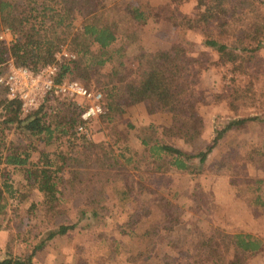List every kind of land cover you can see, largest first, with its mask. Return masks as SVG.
<instances>
[{"label": "trees", "instance_id": "trees-1", "mask_svg": "<svg viewBox=\"0 0 264 264\" xmlns=\"http://www.w3.org/2000/svg\"><path fill=\"white\" fill-rule=\"evenodd\" d=\"M196 8L193 16L178 17L162 7L157 11L171 28L199 32L202 48L199 56L203 64L190 57L188 50L180 45L145 54L129 71L123 63L124 45L115 46L120 41L117 22L114 16L108 17L106 0H22L19 4L0 0V35L5 30L12 38L7 42L0 36V76L10 65L32 72L55 65V82L77 80L87 87L93 76H98V84L99 78H103L104 83L100 85L105 112L97 119L106 128L112 126L110 133L114 136V125L122 121L129 107L144 104L147 114L170 115L169 124L160 127V138L142 140V149L131 151L125 136L116 134L113 142H94L78 132L80 120L73 102L55 100L61 103L60 107L52 109L47 106L48 102L22 115L19 104L9 101L0 86V231L6 227L8 207L12 203L17 210L39 211L40 224L45 223L49 228L45 238L29 254L6 251L0 257V264H34V255L46 243L69 236L86 219L88 224L84 223L81 228L91 226L104 208L105 184H112L111 191L118 203L131 201L129 188L123 182L130 172H193L205 163L227 132L256 120L252 116L231 119L214 131V138L207 144L202 138L203 122L197 113L203 98L198 99L193 92V81L204 63L211 67L223 66L231 75L232 85L227 96L230 109L238 111L255 96V85L260 78V72L255 70L256 54L264 47L263 2L196 0ZM118 9L114 6V10ZM124 11L140 24L147 20L144 12L135 6ZM76 19L80 20L78 25L74 24ZM63 49L76 58L59 56ZM212 54L216 55V61H210ZM107 65L108 71L100 74ZM240 76L245 81L239 86L236 79ZM49 108L51 114H48ZM8 132L18 138V145L5 147ZM172 138L181 140L193 153L165 142ZM57 140H63L64 151L50 152L35 147L38 142L47 147ZM12 173L21 176L29 194L15 187L9 178ZM72 192L78 194L82 207L88 209L80 210L77 223L68 220L66 212ZM30 194L37 200L31 199ZM133 224L127 220L120 227ZM229 238L234 250L238 248L242 252L252 253L260 245L249 235L236 234Z\"/></svg>", "mask_w": 264, "mask_h": 264}, {"label": "rangeland", "instance_id": "rangeland-1", "mask_svg": "<svg viewBox=\"0 0 264 264\" xmlns=\"http://www.w3.org/2000/svg\"><path fill=\"white\" fill-rule=\"evenodd\" d=\"M19 4L22 0H5ZM264 4V0H261ZM108 17L114 16L120 41L124 45L123 63L132 71L147 53L171 50L182 46L193 59L199 56L201 35L193 30L171 28L158 8L179 16H193L197 12L196 0H106ZM114 6L119 8L114 10ZM135 6L144 12V24L134 21L125 9ZM76 19L75 25H78ZM5 30L0 36L9 42L12 38ZM65 49V48H64ZM62 51H66V50ZM67 52V51H66ZM75 55V54H74ZM255 70L259 73L254 89L255 96L246 101L238 111L227 105L230 73L227 67L209 66L204 63L193 83V92L203 101L197 113L203 122L202 138L210 144L214 131L234 118L255 117L243 128L233 129L221 138L207 160L193 172L149 173L132 171L124 179L131 193V201L120 204L111 191L112 184H105V205L91 226L81 228V223L69 236L46 243L33 257L34 264H264V47L256 54ZM216 61V55L210 56ZM104 66L101 73H106ZM252 71V70H251ZM92 77L87 87L102 93L103 78ZM245 81L243 76L236 83ZM84 84V83H83ZM59 101L47 106L60 107ZM50 109V108H49ZM51 114V109L48 110ZM170 122L165 113L147 114L144 104L126 109L122 121L114 125L116 134L125 136L131 151L142 149L141 141L160 138V127ZM110 127L99 119L91 121L82 133L94 142H113L116 137ZM5 147L18 145V138L5 133ZM167 144L186 153L193 150L181 140H165ZM124 143H117V145ZM119 145V146H120ZM37 149L65 150L63 140L47 147L38 142ZM194 165L196 161H193ZM15 187L28 192L19 174L9 176ZM262 184H258V182ZM121 184V183H116ZM142 187L141 189L138 187ZM29 194V192H28ZM30 197L31 194H30ZM31 199L37 200L34 197ZM167 203H170L168 205ZM8 207L6 227L0 231V257L6 251L29 254L32 247L42 241L49 228L40 224V212L17 210ZM82 207L77 193L72 192L66 203L67 218L80 221ZM134 222L132 226L123 223ZM149 234L146 235V232ZM145 233V234H144ZM249 235L259 242L254 252L234 250L229 237ZM9 248V249H8ZM220 261V262H219ZM218 262V263H216Z\"/></svg>", "mask_w": 264, "mask_h": 264}, {"label": "built area", "instance_id": "built-area-1", "mask_svg": "<svg viewBox=\"0 0 264 264\" xmlns=\"http://www.w3.org/2000/svg\"><path fill=\"white\" fill-rule=\"evenodd\" d=\"M59 56L76 58L74 54L66 51H61ZM55 74V65L45 66L37 72L10 65L0 76V86L5 89L9 101H16L19 104L22 115L34 112L51 101L73 102L78 109L80 120L77 131L82 133L91 121L104 114L102 93L86 87L77 80L55 82Z\"/></svg>", "mask_w": 264, "mask_h": 264}, {"label": "crops", "instance_id": "crops-1", "mask_svg": "<svg viewBox=\"0 0 264 264\" xmlns=\"http://www.w3.org/2000/svg\"><path fill=\"white\" fill-rule=\"evenodd\" d=\"M8 36H9V34H8Z\"/></svg>", "mask_w": 264, "mask_h": 264}]
</instances>
